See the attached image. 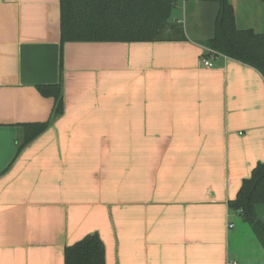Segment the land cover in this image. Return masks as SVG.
<instances>
[{
  "label": "crops",
  "instance_id": "1",
  "mask_svg": "<svg viewBox=\"0 0 264 264\" xmlns=\"http://www.w3.org/2000/svg\"><path fill=\"white\" fill-rule=\"evenodd\" d=\"M228 2L238 28L262 30L259 0ZM216 16L175 0L169 22L190 32L66 42L60 71L59 0H0V264H64L91 233L105 264H264L227 205L264 162V78L204 55ZM60 72L62 114L17 152L20 125L51 116L37 85Z\"/></svg>",
  "mask_w": 264,
  "mask_h": 264
},
{
  "label": "trees",
  "instance_id": "2",
  "mask_svg": "<svg viewBox=\"0 0 264 264\" xmlns=\"http://www.w3.org/2000/svg\"><path fill=\"white\" fill-rule=\"evenodd\" d=\"M217 5L212 35L204 42V55H223L256 69L264 78V0L262 30L238 28L228 0H203ZM175 0H59L60 71L62 47L66 42H137L160 41L179 34L178 24H170ZM42 96L54 101L50 119L44 123L20 125L17 152L42 133L63 112L62 78L57 83L37 85ZM228 211L239 216L264 248V220L256 211L264 207V162L242 181L235 199L228 201ZM64 264H105L104 245L97 233L86 235L64 249Z\"/></svg>",
  "mask_w": 264,
  "mask_h": 264
},
{
  "label": "rangeland",
  "instance_id": "3",
  "mask_svg": "<svg viewBox=\"0 0 264 264\" xmlns=\"http://www.w3.org/2000/svg\"><path fill=\"white\" fill-rule=\"evenodd\" d=\"M183 27H184V28H183ZM186 27H188V25L186 26L185 23L180 24V28H181V31H180V32H182V30H184L185 32H187L188 29H186ZM182 28H183V29H182ZM188 32H190V31H188ZM189 34H190L191 37H195V36H197L195 32H194V33L192 32V33H189ZM234 221H235V222L240 221L241 223H243V224H242V225H244L243 227H245V230H243L242 233H241L242 240L245 241V242H244L245 244L243 245V249L246 250V251H252V250H254L253 247H252V245L250 244V242H249L248 239H247L248 234H249V236L254 237V236H253V233H252V231H251V229H250V227H249V225H248L247 223L243 222L241 219H237V218H235ZM240 222H239V223H240ZM251 242H252V241H251ZM253 243H254V242H253ZM231 245L233 246V242L231 243Z\"/></svg>",
  "mask_w": 264,
  "mask_h": 264
},
{
  "label": "built area",
  "instance_id": "4",
  "mask_svg": "<svg viewBox=\"0 0 264 264\" xmlns=\"http://www.w3.org/2000/svg\"><path fill=\"white\" fill-rule=\"evenodd\" d=\"M202 65L204 67H212V62L209 59H203L202 60ZM230 227H232V225H230Z\"/></svg>",
  "mask_w": 264,
  "mask_h": 264
}]
</instances>
